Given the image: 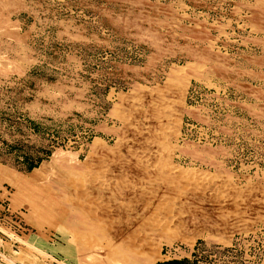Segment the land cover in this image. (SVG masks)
Wrapping results in <instances>:
<instances>
[{
    "label": "rangeland",
    "instance_id": "rangeland-1",
    "mask_svg": "<svg viewBox=\"0 0 264 264\" xmlns=\"http://www.w3.org/2000/svg\"><path fill=\"white\" fill-rule=\"evenodd\" d=\"M12 201L61 264H264V0H0Z\"/></svg>",
    "mask_w": 264,
    "mask_h": 264
},
{
    "label": "crops",
    "instance_id": "crops-1",
    "mask_svg": "<svg viewBox=\"0 0 264 264\" xmlns=\"http://www.w3.org/2000/svg\"><path fill=\"white\" fill-rule=\"evenodd\" d=\"M18 177L27 179L23 175H17L14 177V180H17L16 178ZM10 207L14 210L22 211L25 221L32 224L38 231H45V227L39 229L37 226V223H39L42 217L41 215H39V213H36V210L38 209L37 205L22 204V202H19L18 204L17 201H12ZM55 215L53 217V220L55 218ZM22 238L23 239L19 241H15L13 239H0V264H49L48 257L54 253L49 251L47 248L42 249V251L46 253L45 259L43 260L42 251H39L33 247V245L38 244L40 241L42 242V236L27 233L23 234Z\"/></svg>",
    "mask_w": 264,
    "mask_h": 264
},
{
    "label": "built area",
    "instance_id": "built-area-1",
    "mask_svg": "<svg viewBox=\"0 0 264 264\" xmlns=\"http://www.w3.org/2000/svg\"><path fill=\"white\" fill-rule=\"evenodd\" d=\"M8 224L9 229L7 232L0 230V239H13L15 241L21 240L23 234H27V224L22 219V215L13 211L9 204H0V225ZM60 255L52 254L48 257L51 264H61Z\"/></svg>",
    "mask_w": 264,
    "mask_h": 264
},
{
    "label": "bare ground",
    "instance_id": "bare-ground-1",
    "mask_svg": "<svg viewBox=\"0 0 264 264\" xmlns=\"http://www.w3.org/2000/svg\"><path fill=\"white\" fill-rule=\"evenodd\" d=\"M120 143V142H119ZM101 149V148H100ZM153 159V158H152ZM17 179V178H16ZM16 181V180H15ZM134 186V185H133ZM16 187L17 189H21L23 188V182H16ZM122 189V188H121ZM127 191V190H126ZM133 193V192H132ZM50 207H54V204H50ZM79 216V215H78ZM85 217V216H84ZM95 220V219H94ZM74 222V221H73ZM77 223V222H76ZM79 225H83L84 228L86 229L87 232H93V233H101V231H97L95 230L94 228H91L89 226L86 225V222L83 220V219H80L79 222H78ZM72 235H73V239H72V246L73 247H76V248H85L86 247V243L85 241H79V238H82L83 236V232H78V231H73L72 232ZM103 235V234H102ZM104 238V237H103ZM105 241V240H104ZM103 241V242H104ZM98 242V241H97ZM100 242V241H99ZM106 245V244H104ZM140 253V252H139ZM115 256H119V257H122L124 256L123 255V252L119 251L118 249H113V246L112 248H107L106 252H105V259H112L114 258ZM125 258V256H124ZM126 259V258H125ZM95 261V260H94ZM101 260H97L95 261L94 263H97V264H101L100 263ZM126 261H128V259H126Z\"/></svg>",
    "mask_w": 264,
    "mask_h": 264
},
{
    "label": "trees",
    "instance_id": "trees-1",
    "mask_svg": "<svg viewBox=\"0 0 264 264\" xmlns=\"http://www.w3.org/2000/svg\"><path fill=\"white\" fill-rule=\"evenodd\" d=\"M40 160H37L36 162H31L29 165H28V170H32L33 168L37 167L38 164H39ZM173 263H177V264H180V262H177V261H171V262H168V264H173Z\"/></svg>",
    "mask_w": 264,
    "mask_h": 264
}]
</instances>
